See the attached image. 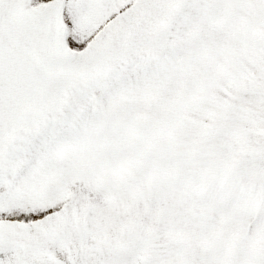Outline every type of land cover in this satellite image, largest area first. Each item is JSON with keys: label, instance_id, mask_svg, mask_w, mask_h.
Wrapping results in <instances>:
<instances>
[{"label": "snow or ice", "instance_id": "obj_1", "mask_svg": "<svg viewBox=\"0 0 264 264\" xmlns=\"http://www.w3.org/2000/svg\"><path fill=\"white\" fill-rule=\"evenodd\" d=\"M0 264H264V0H0Z\"/></svg>", "mask_w": 264, "mask_h": 264}]
</instances>
